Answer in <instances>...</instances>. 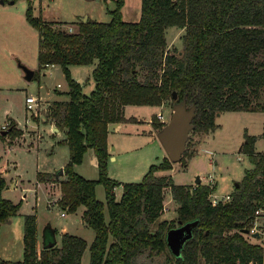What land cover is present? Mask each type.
Wrapping results in <instances>:
<instances>
[{"label": "trees", "instance_id": "trees-1", "mask_svg": "<svg viewBox=\"0 0 264 264\" xmlns=\"http://www.w3.org/2000/svg\"><path fill=\"white\" fill-rule=\"evenodd\" d=\"M110 1L107 22L79 19L72 32L60 28L61 23L34 17L29 0L24 10L25 21L37 32L38 67L58 66L66 84L67 100L52 102L45 118L63 131L68 149L56 206L66 214L82 208L80 219L93 233L88 264H151L159 257L162 264H264V233L257 239L241 231L249 230L254 211L264 207V147L255 152L254 136L243 134L239 146L250 167L228 199L215 205L209 200L213 185H174L170 176L157 175L171 168L166 157L148 166L139 183H118L105 172L106 129L129 121L123 117L125 106L158 107L183 100L186 109L194 106L188 133L198 135L214 131L216 116L224 112L264 114V0H140L135 22L121 19L123 0ZM168 28L181 30L179 51L166 50ZM92 63L93 89L83 94L68 67ZM154 120L152 116L150 122L159 131L164 124ZM1 132L0 141L20 134L13 122ZM187 143L188 138L179 160L182 168L193 155L186 152ZM87 150L96 161L95 180L73 171ZM46 177L56 182L54 175ZM98 183L104 202L94 196ZM164 189L176 205L173 223L156 222ZM17 210L18 204L0 198V224ZM185 224H193L191 236L175 258L165 233ZM54 235L46 225L37 253L35 216L24 215L21 259H0V264H80L85 241L62 233L57 245Z\"/></svg>", "mask_w": 264, "mask_h": 264}, {"label": "rangeland", "instance_id": "rangeland-1", "mask_svg": "<svg viewBox=\"0 0 264 264\" xmlns=\"http://www.w3.org/2000/svg\"><path fill=\"white\" fill-rule=\"evenodd\" d=\"M3 1V8L9 20L1 25L6 29L7 36L3 43L1 42L4 48L1 46L0 53V130L2 127H4L2 130H5L8 123L13 122L15 127L20 129L18 130L20 134L10 141L0 142L2 180L0 198L18 204L17 214L0 224V259L14 262L19 257L23 216L34 213L36 237L39 238L40 234H43L46 225L55 229L54 240L57 244L61 232L80 237L86 243L80 264H88L87 246L92 240L93 233L80 221L78 215L65 214L54 205L58 185L46 177L57 174L68 160V149L62 143L64 133L62 130L52 132L48 125L44 127L43 124H36L48 122L45 118L48 104L67 100V96L63 94L67 91L66 84L58 66L38 68L37 32L24 19L25 0ZM29 1L34 17L61 23L63 25L60 28L70 27L72 31L75 30V23L84 16L96 22H107L109 20L107 11L113 8L110 0ZM10 2L12 4L8 5ZM137 9L139 14L140 0H124V5L120 9L121 19L125 22L137 21L138 18L135 16ZM180 36L181 33H177V29L168 31L166 50L179 51ZM21 67L31 70L36 77L29 81L24 80ZM93 67L94 63L69 68L75 82L81 80L83 94H88L93 88L90 78ZM57 84L60 87L56 89ZM25 96L37 99L34 111L25 109ZM172 104L166 101L156 109L158 111L156 114L165 117V123ZM154 112L153 108L146 106H127L123 116L129 121L119 123L115 130L107 132L106 146L109 156L105 163V172L109 179L118 183H139L148 166L159 164L165 157L158 141L151 137V133L142 122L146 117H149L147 119L150 121L154 115H149ZM156 114L155 119L158 121ZM32 119H35L36 123ZM215 123L218 127L212 131L213 134L207 136L198 153L186 161V168H182L178 162L171 164L168 171L159 174H169L174 185H193L196 177L201 178L210 174L216 181L213 192L215 196H224L232 191L234 184L240 181L243 171L250 167L246 157L238 152L243 134L255 137L253 144L255 151L263 149L261 113L224 112L216 116ZM150 128L152 133L158 131L151 122ZM198 136L200 135L187 134V153H194V144ZM93 158L92 151L87 150L80 164L73 166V171L84 179L95 180L97 178L95 158L94 164L90 163V159ZM44 173L47 175L42 179ZM61 176L62 173L57 174L56 178ZM208 185H212L210 181ZM163 191V210L156 222L165 220L173 223L176 205L171 201L168 190ZM119 193L120 188H114L115 198ZM94 196L98 201L104 202V189L100 183L94 186ZM212 199L214 198L210 196V202ZM61 213L64 217L60 216ZM104 218L105 220L107 218L105 212ZM257 223L259 225L256 230L262 237L264 219L259 218ZM45 236L48 237L49 234ZM151 264H162V258H156Z\"/></svg>", "mask_w": 264, "mask_h": 264}, {"label": "water", "instance_id": "water-1", "mask_svg": "<svg viewBox=\"0 0 264 264\" xmlns=\"http://www.w3.org/2000/svg\"><path fill=\"white\" fill-rule=\"evenodd\" d=\"M0 3L2 1L0 0ZM12 3V2H10ZM81 22L86 21V17L80 18ZM23 78L26 81L31 80L33 72L25 67H21ZM172 99H175V95H172ZM194 115V106H190L188 109L185 108L184 101L173 103L171 112L168 116L167 122L164 126L156 133V138L161 148L165 153V157L171 164L178 163L183 148L187 139V134L191 128L190 121ZM218 116V115H217ZM115 124L107 126L106 131L111 132ZM1 135H5V132H1ZM62 170L59 169L57 174H61ZM56 175V174H55ZM194 184H199L198 178H195ZM236 187V184H234ZM193 224L180 225L172 228L165 233V244L171 255L175 258L180 256V250L183 243L188 240L191 236L190 230ZM243 233L248 234V230H241ZM252 237L259 239L257 232L250 234ZM51 243H46V246H50Z\"/></svg>", "mask_w": 264, "mask_h": 264}, {"label": "crops", "instance_id": "crops-1", "mask_svg": "<svg viewBox=\"0 0 264 264\" xmlns=\"http://www.w3.org/2000/svg\"><path fill=\"white\" fill-rule=\"evenodd\" d=\"M2 1V3H0V53H2V49H1V42L3 43V41L6 39L5 37L7 36V32H6V29L5 28H3L1 25H4L5 23H7L8 22V20H9V16H6V14H5V10H4V8H3V6H4V1L3 0H1ZM12 3H9L8 5H11ZM123 5H124V0H123ZM122 8V7H121ZM137 11H138V9L135 11V16L137 17V18H139V14L137 13ZM121 13V12H120ZM140 13V12H139ZM122 15V14H121ZM122 17V16H121ZM25 19V18H24ZM47 22H52V21H47ZM54 22V21H53ZM171 29H173V28H168L167 30H166V32H165V43L167 44L168 42H167V39H166V34H167V32L168 31H170ZM175 29V28H174ZM176 30V29H175ZM177 33H181V30H177ZM37 40H38V37H37ZM2 48H4L3 46H2ZM56 65H49V66H43V67H38L39 69H41V68H52V67H55ZM71 67V66H70ZM70 67H68V71H69V75H70V70H69V68ZM70 77H71V75H70ZM71 79H73L74 81H75V79L73 78V77H71ZM77 83L80 85V83H81V80H79V81H77ZM93 83V82H92ZM58 85V84H57ZM57 85H56V89L57 88H59L60 86L58 85V87H57ZM93 89V88H92ZM46 91H48V89H45ZM54 102V101H53ZM50 104H48V106H49ZM127 106H125L124 108H123V112H124V109L126 108ZM150 108H153L154 110H155V112H154V114H150L149 116H152V115H154L155 116V114L158 112V111H156V109H158L157 107H150ZM233 113H242V112H233ZM243 113H246V112H243ZM263 116H264V114L263 113H261V127H262V123H263ZM124 117V116H123ZM125 118V117H124ZM130 118V117H129ZM131 118H134V117H131ZM147 118H149V117H146L145 119H143L142 120V122L146 125V127L148 128V131L151 133V137L152 138H156V133L158 132V131H156V133L154 132V133H152L151 132V128H150V121H149V119H147ZM125 119H128V118H125ZM137 121L136 122H138V119H136ZM162 120L163 121H159L160 123H162V124H165V117H163L162 116ZM43 124L44 125V127H47L46 125H48L49 127H48V129L49 130H51L52 132H57L58 131V129L57 128H54V126H53V124L51 123V122H47V123H43V122H38V123H36V124ZM216 124V123H215ZM118 125L119 124H115L114 125V127L112 128V131L113 130H115V128L116 127H118ZM217 125V124H216ZM218 126V125H217ZM16 129H18L17 127H15ZM38 128V127H37ZM18 130H20V129H18ZM213 134V132H209V133H207V134H204V135H200V136H198V139L196 140V142H195V144H194V153H193V155L190 157V159L194 156V155H196L197 153H198V150H199V148H200V146H201V144L202 143H204V140L207 138V136L209 135V134ZM263 137H264V134H263V131H262V134H261ZM156 140H157V138H156ZM8 140L5 138V139H3L2 141H0V142H7ZM160 145V144H159ZM12 146V145H11ZM263 147H264V143H263ZM163 150V149H162ZM263 151V149L262 150H260V151H255V152H258V153H260V152H262ZM164 152V151H163ZM207 152V151H206ZM238 152H239V148H238ZM165 154V153H164ZM110 159H112V157L110 158ZM190 159H188V160H190ZM187 160V161H188ZM210 160V159H209ZM211 161V160H210ZM90 163L91 164H94V158L93 159H90ZM176 164V163H175ZM184 168H186V167H184ZM166 172V171H165ZM44 174H47V173H44ZM243 174V173H242ZM57 175V174H56ZM56 175H54V180H56V184H57V181H60V180H62L63 179V176H61V177H59V178H56ZM157 175H167V176H170L169 174H157ZM210 174H207L206 176H204V177H196V178H198V181H199V183L200 184H205V185H207L208 184V176H209ZM211 176V181H210V183L214 186V189L216 188V181L213 179V177H212V175H210ZM171 178V177H170ZM236 184V183H235ZM188 185H190V186H193V185H195L194 184V182H193V185H191V184H188ZM214 192V191H213ZM213 192H212V194H211V196L214 198V199H216L217 201H221V199L222 200H225V198L226 197H228L229 196V194L231 193V191L229 192V193H226L224 196H219V197H217V196H215L214 194H213ZM58 193V192H57ZM58 196H59V193L57 194V196H56V201H57V198H58ZM48 198H46V200H47ZM54 205H56V202L54 203ZM81 212H82V209H79L78 208V210L74 213V215H78V217H79V219H80V215H81ZM31 214H34V213H31ZM66 214V213H65ZM64 217V216H63ZM80 221H81V219H80ZM82 222V221H81ZM35 224H36V219H35ZM49 226V225H48ZM49 228L50 229H53L54 231H55V229L54 228H52V227H50L49 226ZM63 232H61L60 233V235L62 234ZM65 233V232H64ZM55 235H56V231H55ZM55 235H54V237H55ZM43 242H44V239H43V234L41 233L40 234V237L38 238V236L36 237V252L37 253H39V251L41 250V248H42V246H43ZM56 242V241H55ZM56 244H57V242H56ZM58 245V244H57ZM21 259V253H20V255H19V257L15 260V261H19ZM1 260H3V259H1ZM5 261H7V260H5Z\"/></svg>", "mask_w": 264, "mask_h": 264}, {"label": "built area", "instance_id": "built-area-1", "mask_svg": "<svg viewBox=\"0 0 264 264\" xmlns=\"http://www.w3.org/2000/svg\"><path fill=\"white\" fill-rule=\"evenodd\" d=\"M33 1H35V0H33ZM67 30H68V32H72V29L70 27H68ZM45 66H47V65H45ZM57 87H58V85H57ZM24 104H25V109L27 111L32 112V111L35 110V107L37 105V99L34 98V97H32V96H25V98H24ZM156 116H157V119L159 121H163L161 115L156 114ZM2 129H4V127H2L1 130ZM208 181H211V176L210 175L208 176ZM208 186H210V185H208ZM227 199H228V197H226L225 200H222L221 202L226 201ZM217 202H219V201H217L215 199H212L210 203H211V205H215ZM253 214H254L253 219L249 222V226L250 227H249V230H248V234H253L255 232H257V233L259 232L258 230H256V227H258V225H259L257 223V220L259 218L260 219H264V207H258L254 211ZM60 216H63V214L61 213Z\"/></svg>", "mask_w": 264, "mask_h": 264}]
</instances>
